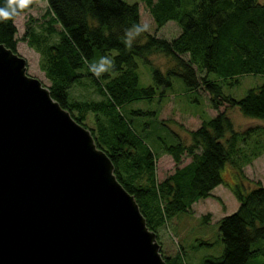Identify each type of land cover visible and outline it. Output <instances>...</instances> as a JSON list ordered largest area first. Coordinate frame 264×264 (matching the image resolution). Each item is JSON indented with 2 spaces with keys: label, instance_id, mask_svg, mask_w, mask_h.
<instances>
[{
  "label": "trees",
  "instance_id": "1",
  "mask_svg": "<svg viewBox=\"0 0 264 264\" xmlns=\"http://www.w3.org/2000/svg\"><path fill=\"white\" fill-rule=\"evenodd\" d=\"M39 1L32 0L19 14ZM43 1L42 22L36 26L30 18L19 39L14 25L19 14L0 22V44L16 52L22 40L39 54L38 66L49 82L51 98L89 130L96 147L110 159L115 178L134 197L147 228L155 234L165 264L191 263L181 244L174 254L163 253L160 230L190 214L193 204L212 198V191L220 185L230 190L238 207L218 220L221 255L205 256L201 264H255V257H264V183L250 186L243 173L244 166L264 153V125L237 132L225 111H218L220 106L237 108L242 116L264 123V82L240 99L223 94L221 89L222 83L237 86L239 78L246 75H264V0H140L156 27L173 21L180 33L172 40L156 38L147 31L137 37L133 34L131 47L125 45L124 33L140 24L136 3ZM4 3L0 0V6ZM156 53L169 61L164 71L148 59ZM102 56L114 59L115 68L96 77L88 65ZM137 59L150 67L151 85L139 86ZM173 78H179L188 91L206 93L218 113L187 131V142L170 130L167 136L156 137V150L144 138L147 123L140 125L135 120L144 113L125 108L139 101L160 102L171 89ZM84 83L99 100L71 97V88ZM146 113L152 115L153 131L164 125L156 123L154 112ZM166 137L173 143L166 142ZM161 155L169 156L174 167L158 181L156 161ZM183 157L189 159L186 164H182ZM225 165L236 178L232 185L222 178Z\"/></svg>",
  "mask_w": 264,
  "mask_h": 264
},
{
  "label": "water",
  "instance_id": "2",
  "mask_svg": "<svg viewBox=\"0 0 264 264\" xmlns=\"http://www.w3.org/2000/svg\"><path fill=\"white\" fill-rule=\"evenodd\" d=\"M88 129L0 44V264H165Z\"/></svg>",
  "mask_w": 264,
  "mask_h": 264
},
{
  "label": "rangeland",
  "instance_id": "3",
  "mask_svg": "<svg viewBox=\"0 0 264 264\" xmlns=\"http://www.w3.org/2000/svg\"><path fill=\"white\" fill-rule=\"evenodd\" d=\"M129 4L136 3L139 8L140 24H147L150 34L156 38H163L172 40L178 36L180 29L173 21L165 23L162 27L155 26L146 6L140 0H122ZM263 2V0H258ZM46 11V4L40 0L34 8L26 13L19 14L15 20L14 25L17 30V38L23 35L26 24L32 18L35 21L33 24L39 26L44 18ZM16 53L26 61V73L37 79L42 86L48 88L49 82L45 78L44 73L39 69L38 61L39 54L31 49L25 41L19 40L16 46ZM149 61L154 67L164 71L169 66V61L163 54L156 53L150 56ZM137 74L139 86H147L152 84L151 69L148 65L144 64L142 60L137 59ZM214 78V74H210ZM264 82V75H246L239 78V83L236 86H228L222 83L221 89L223 94L231 96L235 99L242 98L247 90L256 88ZM71 97L74 100H99L92 87L88 83L76 85L71 88ZM126 110H139L144 114H139L135 117L136 122L147 123V134L143 133L144 138L151 147L158 150L156 137L165 136L169 130L178 135L181 140L188 141L187 131L195 130L199 127L202 120H209L213 118L218 111H225L230 119L233 129L241 132L248 127L262 126L264 123L259 120L246 118L241 115L237 108H229L220 106L218 111H215L209 103L206 93L202 91H188L179 78H173L172 87L166 91L165 97L159 102L153 100L152 102L139 101L128 104ZM146 112H154L156 114V123L164 124L153 131L152 115ZM158 124V123H157ZM141 125V124H140ZM138 130V128H137ZM145 131V130H144ZM140 132H143L141 128ZM142 135V136H143ZM167 136V134H166ZM166 142L173 143V139L169 140L166 137ZM249 147V146H245ZM182 164H186L189 159L183 157ZM173 162L167 155H161L156 161V178L161 181L165 176L173 171ZM243 173L248 181L253 186L254 182L264 183V153L258 158L254 159L249 165L243 167ZM224 182L229 185L234 184L235 176L228 165L224 166L221 172ZM245 183V180H244ZM212 198L198 201L192 205V212L184 214L178 219L172 220L170 224L164 226L159 233L158 240L161 242V249L164 254L172 255L178 251V244L183 246L187 261L191 264H201L205 256H219L223 250L218 232V220L223 216L232 214L237 208V202L233 197L230 190L220 185L213 192ZM210 215L209 219L203 220L204 215ZM200 242L211 243L209 247L199 246ZM197 245L195 249L192 245ZM253 259V258H252ZM255 264H264V257L257 256ZM252 264V262L250 263Z\"/></svg>",
  "mask_w": 264,
  "mask_h": 264
},
{
  "label": "clouds",
  "instance_id": "4",
  "mask_svg": "<svg viewBox=\"0 0 264 264\" xmlns=\"http://www.w3.org/2000/svg\"><path fill=\"white\" fill-rule=\"evenodd\" d=\"M32 0H5L3 6H0V22L8 21L16 17L20 11L26 9ZM147 24H134L131 28L125 29L124 42L127 47H131L134 39L131 37L139 36L142 32L148 31ZM115 68L114 59L108 56H102L98 61L89 63L88 70L96 77H100L103 73L109 72Z\"/></svg>",
  "mask_w": 264,
  "mask_h": 264
},
{
  "label": "crops",
  "instance_id": "5",
  "mask_svg": "<svg viewBox=\"0 0 264 264\" xmlns=\"http://www.w3.org/2000/svg\"><path fill=\"white\" fill-rule=\"evenodd\" d=\"M218 187H219V186H218ZM218 187H217V188H218ZM214 191H215V189H214ZM214 191H212V195H214V193H213ZM237 204H238V203H237ZM237 207H238V205H237ZM236 209H237V208H236Z\"/></svg>",
  "mask_w": 264,
  "mask_h": 264
}]
</instances>
